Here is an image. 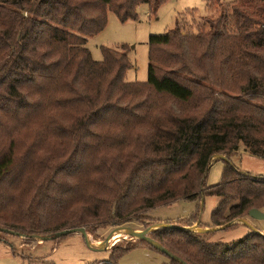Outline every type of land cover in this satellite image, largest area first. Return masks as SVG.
<instances>
[{"label":"trees","instance_id":"trees-1","mask_svg":"<svg viewBox=\"0 0 264 264\" xmlns=\"http://www.w3.org/2000/svg\"><path fill=\"white\" fill-rule=\"evenodd\" d=\"M165 1L0 0V227L31 243L67 229L95 235L212 196L207 227L223 229L149 236L187 264H264L258 230L212 240L264 212V176L232 162L241 149L264 159V0L223 3L207 22L191 12L151 36L145 83L126 82L132 63L120 51L92 58L87 38L105 29L108 9L137 20L139 5L155 13ZM215 159L223 177L208 188ZM142 242L116 243L98 264H118Z\"/></svg>","mask_w":264,"mask_h":264},{"label":"rangeland","instance_id":"rangeland-1","mask_svg":"<svg viewBox=\"0 0 264 264\" xmlns=\"http://www.w3.org/2000/svg\"><path fill=\"white\" fill-rule=\"evenodd\" d=\"M230 1L214 0L210 11L208 0H166L156 9L155 13L149 5L141 4L136 8L138 19L126 21H122L114 11L108 9L105 29L95 36L88 37L86 47L91 52L92 58L98 62L103 60V48L126 54L132 63V68L125 76L126 82L145 83L149 75V39L151 36L168 34L175 28L178 20L184 19V15H189L191 12H194L202 22L217 19L224 11L223 3ZM216 159L208 171L206 180L208 188L222 181L225 162ZM232 162L242 172L264 176V159L244 149L232 157ZM219 202L218 197L206 196L204 201L183 199L158 206L149 210L144 218L120 226L126 229L117 230L108 245L104 242L108 234L116 228L100 229L95 235L88 233L92 245H89L81 234H71L45 241L36 238L34 242L36 244H34L19 234L0 231V264H98L106 262L110 259L111 249L116 243L139 241V239L130 238L127 229L136 232L149 229L151 233L160 229V225H179L186 226V230L195 233L205 229L215 231L216 228L207 226L211 224L212 212ZM198 212L200 213L199 222L184 221ZM240 220L246 223H238L230 230L219 231L212 236V240L233 243L254 229L264 233V220H255L250 217ZM182 221L184 224H181ZM118 264L176 263L166 254L142 242L136 249L125 254Z\"/></svg>","mask_w":264,"mask_h":264},{"label":"water","instance_id":"water-1","mask_svg":"<svg viewBox=\"0 0 264 264\" xmlns=\"http://www.w3.org/2000/svg\"><path fill=\"white\" fill-rule=\"evenodd\" d=\"M249 217L252 218V219H255V220H264V212L258 210V209H252L249 213ZM234 223H246L245 221L243 220H238V221H235ZM234 223H232L231 225H233ZM162 227H176L174 225H160V228ZM224 227H218L216 228L215 230H221L223 229ZM125 230L126 228L124 227H117L116 229H114L113 231H111V233L108 234L107 238H106V241L104 242L105 244H109L111 238L114 236V234L117 232V230ZM128 230V236L132 239H139L141 241H145L147 242L148 244H150L152 247H154L155 249H157L158 251L166 254L167 256H169L172 260L176 261V262H179L181 264H187L186 262H184L182 259H180L179 257H177L176 255H174L173 253H171L168 249H166L165 247H163L161 244H159L158 242L154 241L150 236H149V229H146L142 232H136V231H133V230ZM0 231L1 232H6V233H10V234H19L18 232H15L11 229H6V228H3V227H0ZM204 232H209V231H214V230H210V229H205V230H202ZM71 234H81L86 242L89 244V245H92L90 243V240L88 238V233L86 231L85 228H76V229H67V230H62V231H59L57 232L54 236H47V237H39L41 240L45 241V240H50V239H58V238H61V237H64V236H68V235H71ZM20 235V234H19Z\"/></svg>","mask_w":264,"mask_h":264},{"label":"crops","instance_id":"crops-1","mask_svg":"<svg viewBox=\"0 0 264 264\" xmlns=\"http://www.w3.org/2000/svg\"><path fill=\"white\" fill-rule=\"evenodd\" d=\"M260 232V231H259ZM261 233V232H260ZM262 235H264V233H261Z\"/></svg>","mask_w":264,"mask_h":264},{"label":"bare ground","instance_id":"bare-ground-1","mask_svg":"<svg viewBox=\"0 0 264 264\" xmlns=\"http://www.w3.org/2000/svg\"><path fill=\"white\" fill-rule=\"evenodd\" d=\"M117 236H119V234H118ZM115 237H116V236H115Z\"/></svg>","mask_w":264,"mask_h":264}]
</instances>
